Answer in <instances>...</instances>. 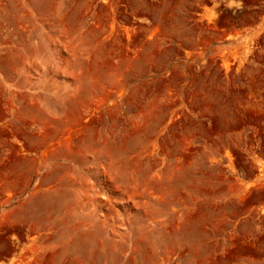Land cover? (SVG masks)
I'll list each match as a JSON object with an SVG mask.
<instances>
[{
	"label": "rangeland",
	"instance_id": "374dc122",
	"mask_svg": "<svg viewBox=\"0 0 264 264\" xmlns=\"http://www.w3.org/2000/svg\"><path fill=\"white\" fill-rule=\"evenodd\" d=\"M263 214L264 0H0V264H264Z\"/></svg>",
	"mask_w": 264,
	"mask_h": 264
},
{
	"label": "bare ground",
	"instance_id": "6f19581e",
	"mask_svg": "<svg viewBox=\"0 0 264 264\" xmlns=\"http://www.w3.org/2000/svg\"><path fill=\"white\" fill-rule=\"evenodd\" d=\"M244 2H245V5H246V7H251V0H244ZM223 10V13L224 14H228L229 12L227 11V9L226 8H223L222 9ZM234 80H236V77L234 78ZM236 123V122H235ZM233 124L232 125V129H234L235 128V125L237 126V123L236 124ZM238 128V127H237ZM227 155H228V162H229V166H230V169H231V171H230V173H229V177L230 178H233L234 177V170H236L237 169V164L239 163V159L242 157L241 155V157L239 158V155H238V153H237V151L235 150V148L234 147H232V146H230L228 149H227ZM243 158V157H242ZM241 163V162H240ZM239 163V164H240ZM238 164V165H239ZM236 168V169H235ZM234 191V190H233ZM250 193H251V189H250ZM233 198V197H232ZM264 215V214H263Z\"/></svg>",
	"mask_w": 264,
	"mask_h": 264
}]
</instances>
